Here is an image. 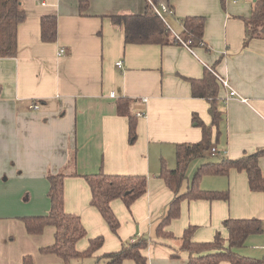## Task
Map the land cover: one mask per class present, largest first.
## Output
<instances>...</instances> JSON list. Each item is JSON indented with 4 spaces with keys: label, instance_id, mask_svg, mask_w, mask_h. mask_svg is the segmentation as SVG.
Returning <instances> with one entry per match:
<instances>
[{
    "label": "crops",
    "instance_id": "1",
    "mask_svg": "<svg viewBox=\"0 0 264 264\" xmlns=\"http://www.w3.org/2000/svg\"><path fill=\"white\" fill-rule=\"evenodd\" d=\"M21 1L26 17L17 28L16 55L0 57V264H21L25 254L39 261L45 256L38 251L51 243L42 237L44 230L39 235L26 233L19 254L10 253L6 237L17 227L18 235L23 234L22 217L49 211L48 175L59 172L68 174L63 179L64 210L78 215L86 230L76 249L103 236L87 264L139 237L155 242L142 250L149 264H186L184 252L170 257L178 248L176 240L155 235L174 197L159 174L164 161L168 169L176 164V145L201 139L193 115L211 122L208 101L193 97L190 84L208 67L220 78L217 96L222 111L218 126L211 127L210 148H216V156L236 158L264 147V38L243 44L244 18L250 16L254 0H157L171 11L162 14L176 35L182 33L183 18H204V44L193 47L124 43L122 27L110 16L142 13L149 0H84L83 10L80 0ZM45 15L56 17L53 42L40 38V18ZM61 48L67 52L58 54ZM122 100L129 101L130 113L136 115L133 141L128 138V118L117 111ZM32 102L39 109H29ZM206 159L194 158V173ZM259 167L264 176V156ZM99 171L147 177L146 192L129 209L121 199L110 202L120 223L117 234L90 205L83 176ZM187 173L179 193L187 190L194 174ZM204 176L211 178L205 186L227 190L228 200H183L182 224L173 226V220L169 226L175 237L189 224L198 226L196 241L211 240L216 230L226 237L222 221L228 217H256L264 227V192L250 190L244 171ZM235 251L263 258L264 230L248 236Z\"/></svg>",
    "mask_w": 264,
    "mask_h": 264
},
{
    "label": "trees",
    "instance_id": "2",
    "mask_svg": "<svg viewBox=\"0 0 264 264\" xmlns=\"http://www.w3.org/2000/svg\"><path fill=\"white\" fill-rule=\"evenodd\" d=\"M80 1L82 3L80 10H83L86 8L87 2ZM146 2L142 13L110 16L114 24L122 27L125 44L165 45L175 43L186 44L190 47L204 44L202 40L204 18L202 16L183 18L182 33L176 35L170 30L163 14L158 11L157 0ZM25 17L26 13L21 0H0V57L16 55L17 28L25 20ZM56 33V17L54 15L42 16L40 18L41 40L53 42L56 39ZM253 38H264V0H254L250 16L244 18L243 44H247ZM219 81L214 69L210 67L206 68L201 78L190 79L192 96L204 98L209 103L208 112L211 122L205 124L198 116L193 115L192 122L201 128V139L192 144L176 145L175 167L168 169L165 165L162 166L159 177L174 193V197L158 222L155 235L161 240H176L178 248H173L170 257L178 258L180 253L184 252L187 254L186 264H219L220 261H228L231 264H264V257H246L235 251V248L244 244L248 236L261 233L264 230L263 221L256 217L225 218L222 221V227L227 236L223 237L221 231L216 230L209 241L194 240L193 236L198 228L197 225L189 224L179 237H175L169 229L171 222L180 216V206L183 200H228L227 190L203 189L199 184L203 175H227L230 169L244 171L250 190L264 192V176L259 167V158L264 156V147L252 152H244L236 158L216 155H214V159L209 158L211 127L218 126L222 119L217 96ZM128 104V100L119 101L117 111L128 118V138L133 141L136 138V115L130 113ZM204 157L207 158L206 161L196 169L187 190L179 193L181 183L186 178L185 171L189 162L194 158ZM66 175L68 174L63 172L48 175L49 211L42 215L24 216L22 222L26 232L32 235L41 234L47 225L53 226V241L48 245L40 246L38 251L41 254H53L65 263H70L72 258L91 257L102 245L103 236L97 235L90 238L87 247L83 250L76 249L77 241L86 235V230L78 215L64 210L63 179ZM72 175H77V173H72ZM83 177L90 188V205L100 212L111 232L117 234L120 223L110 202L113 199H121L129 209L131 203L146 192L147 177L145 175L108 174L102 171L85 174ZM149 244H155V242L145 237H139L132 242L124 241L119 249L96 256L94 264H122L126 259L133 260L135 264H148L142 250ZM22 264L35 263L30 254H25L22 256Z\"/></svg>",
    "mask_w": 264,
    "mask_h": 264
},
{
    "label": "rangeland",
    "instance_id": "3",
    "mask_svg": "<svg viewBox=\"0 0 264 264\" xmlns=\"http://www.w3.org/2000/svg\"><path fill=\"white\" fill-rule=\"evenodd\" d=\"M170 28V30L173 32V28L172 27H169ZM209 158H211V159H214L215 158V156H210ZM174 159H172V161H173ZM193 161H194V159L193 160H191L190 162H189V164H188V166H187V168H186V172H188L187 174H193L194 173V170H195V168H193ZM168 161H164V165H168V163H167ZM171 166V167H170ZM174 166H175V162H172L171 164H169V168H174ZM193 168V169H192ZM208 176H202L201 177V179H202V184L201 183H199L200 184V186L204 189H212V187H206L209 183L207 182V181H209L211 178H207ZM200 179V180H201ZM207 179V180H206ZM204 180V181H203ZM206 185V186H205ZM180 217L181 216H179V218H177L174 222H173V226H174V224L175 223H178L179 221H180ZM180 223V222H179ZM182 224V222L180 223V225ZM18 230H19V228L17 227V229L15 228L14 229V231L11 233V235L10 236H8V237H6V243H7V246H11V248H10V253L12 252V251H15V253H17V254H19L21 251H22V249L25 247V245H26V241H25V239H24V237L23 236H27V232L22 228V230H23V234H21V235H18V233H20V232H18ZM44 231H43V235H42V237L43 238H49L50 239V242H52L53 241V234L50 232L49 233V231L51 230V231H54V227L53 226H51V225H47V226H45V228L43 229ZM172 232H173V234L175 235V236H177L175 233H174V231H173V228H172V226H171V229H170ZM174 230H177L176 229V226H175V229ZM183 230V229H182ZM49 233V234H48ZM29 234V233H28ZM39 235V234H38ZM47 235V236H46ZM46 236V237H45ZM160 240V239H159ZM50 244V243H49ZM42 255H45V256H42L43 258L42 259H40V261L39 260H37L36 258H34V255H31L32 256V258H33V261H34V263L35 264H87L88 263V261H90L88 258H84V259H76V258H72L71 260H70V263H65L61 258H59V257H57V256H55V255H53V254H42ZM12 257L13 258H15V256H14V254L12 253ZM22 258V257H21ZM0 262H1V259H0ZM22 264V263H21ZM89 264H94L93 262H92V260H91V262L89 263ZM123 264H135L134 263V261L133 260H131V259H126V261L125 262H123ZM149 264V263H148Z\"/></svg>",
    "mask_w": 264,
    "mask_h": 264
},
{
    "label": "built area",
    "instance_id": "4",
    "mask_svg": "<svg viewBox=\"0 0 264 264\" xmlns=\"http://www.w3.org/2000/svg\"><path fill=\"white\" fill-rule=\"evenodd\" d=\"M158 11L159 12H161V13H164V12H171L170 10H169V8L166 6V5H159V7H158ZM67 51H66V49L65 48H61L60 50H59V52H58V54H65ZM120 63L121 62H118L117 64H118V66H120ZM219 80H220V78H219ZM221 82L222 83H226V81L225 80H221ZM234 94V92H230V96H232ZM111 96H113L114 94L113 93H111L110 94ZM29 109H39V105H38V103H34V102H32V103H30L29 105ZM209 152H210V154L212 155V156H214V155H216L217 153H218V151H216V148H214V147H211L210 148V150H209ZM131 242V241H130Z\"/></svg>",
    "mask_w": 264,
    "mask_h": 264
}]
</instances>
